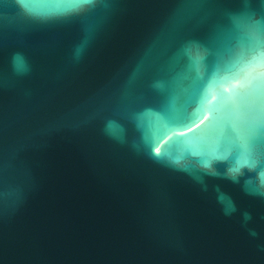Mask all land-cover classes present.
Instances as JSON below:
<instances>
[{
  "label": "water",
  "instance_id": "water-1",
  "mask_svg": "<svg viewBox=\"0 0 264 264\" xmlns=\"http://www.w3.org/2000/svg\"><path fill=\"white\" fill-rule=\"evenodd\" d=\"M0 264H264V0H0Z\"/></svg>",
  "mask_w": 264,
  "mask_h": 264
},
{
  "label": "snow or ice",
  "instance_id": "snow-or-ice-1",
  "mask_svg": "<svg viewBox=\"0 0 264 264\" xmlns=\"http://www.w3.org/2000/svg\"><path fill=\"white\" fill-rule=\"evenodd\" d=\"M194 122V121H193Z\"/></svg>",
  "mask_w": 264,
  "mask_h": 264
}]
</instances>
